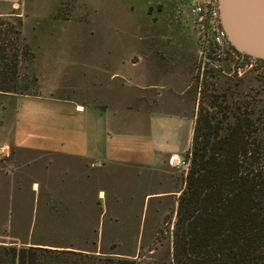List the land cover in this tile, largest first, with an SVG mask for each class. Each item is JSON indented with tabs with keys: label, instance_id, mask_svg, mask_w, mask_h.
Wrapping results in <instances>:
<instances>
[{
	"label": "rangeland",
	"instance_id": "rangeland-1",
	"mask_svg": "<svg viewBox=\"0 0 264 264\" xmlns=\"http://www.w3.org/2000/svg\"><path fill=\"white\" fill-rule=\"evenodd\" d=\"M194 1L24 0L11 17L0 18L2 29L13 28L8 39L17 33L29 51L19 57L15 89L0 92V245L85 249L95 251L87 254L95 264H172L185 154L177 164L161 159L151 166L92 164L85 170L57 157L48 167L34 165L31 154L7 145V107L14 95L122 105L129 95L117 93L127 80L120 75L180 89L191 70L196 115L203 93L224 97L230 107L252 111L264 145V73L238 71L226 58L202 71L203 46L189 12ZM37 180L40 196L54 204L38 207L32 228L31 186ZM98 189L108 211L101 238L90 231ZM73 199L85 202L86 221L69 216Z\"/></svg>",
	"mask_w": 264,
	"mask_h": 264
},
{
	"label": "trees",
	"instance_id": "trees-1",
	"mask_svg": "<svg viewBox=\"0 0 264 264\" xmlns=\"http://www.w3.org/2000/svg\"><path fill=\"white\" fill-rule=\"evenodd\" d=\"M4 24L0 20V92L11 93L19 57L29 51L17 33L13 41L8 39L13 28L5 31ZM252 115L248 109L230 107L224 97L202 94L185 153L172 264H264V145ZM95 261L66 249L0 245V264Z\"/></svg>",
	"mask_w": 264,
	"mask_h": 264
},
{
	"label": "crops",
	"instance_id": "crops-1",
	"mask_svg": "<svg viewBox=\"0 0 264 264\" xmlns=\"http://www.w3.org/2000/svg\"><path fill=\"white\" fill-rule=\"evenodd\" d=\"M23 1L0 0V18L11 17ZM139 62L140 59L130 63L137 65ZM120 77L127 80L119 83L117 93L129 95V100L122 105L91 107L46 96L8 97L7 145L31 154L34 165L48 167L57 157L85 170L92 164L99 168L107 164L151 166L159 164L161 159L182 157L190 147L196 119L192 71L180 89L134 80L128 75ZM31 194L34 228L38 207L54 203L50 197L40 196L39 181L32 183ZM93 199L98 212L93 219L95 226L90 231L96 238H101L108 214L106 194L98 189ZM70 204L75 209L69 211V216L75 214L80 221H86L85 202L73 199ZM67 250L95 253L72 247Z\"/></svg>",
	"mask_w": 264,
	"mask_h": 264
},
{
	"label": "built area",
	"instance_id": "built-area-1",
	"mask_svg": "<svg viewBox=\"0 0 264 264\" xmlns=\"http://www.w3.org/2000/svg\"><path fill=\"white\" fill-rule=\"evenodd\" d=\"M189 12L203 46L200 53L202 71L211 61L226 58L233 67L239 65L238 71L248 69L264 73L263 60L242 54L233 47L221 21L219 0H195ZM178 161V157H172L170 164Z\"/></svg>",
	"mask_w": 264,
	"mask_h": 264
},
{
	"label": "water",
	"instance_id": "water-1",
	"mask_svg": "<svg viewBox=\"0 0 264 264\" xmlns=\"http://www.w3.org/2000/svg\"><path fill=\"white\" fill-rule=\"evenodd\" d=\"M223 27L240 53L264 61V0H219Z\"/></svg>",
	"mask_w": 264,
	"mask_h": 264
}]
</instances>
